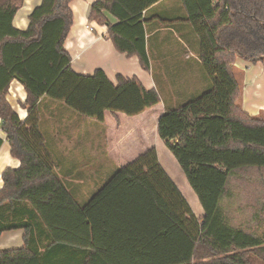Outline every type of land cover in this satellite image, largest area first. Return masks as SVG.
<instances>
[{
    "label": "trees",
    "instance_id": "1",
    "mask_svg": "<svg viewBox=\"0 0 264 264\" xmlns=\"http://www.w3.org/2000/svg\"><path fill=\"white\" fill-rule=\"evenodd\" d=\"M72 1L42 0L19 29L14 19L24 0H0L1 126L21 161L2 173L0 236L24 232L22 246L0 250V264H264V196H249V180L234 181L264 169V118L239 104L233 70L238 56L264 62V0H181L211 87L167 107L158 134L196 193L202 218L155 148L117 167L85 202L54 171L43 105L60 103L103 122L106 112L136 116L161 102L136 76L118 74L114 83L101 68L74 70L65 48ZM159 1L96 0L89 19L107 24L115 48L149 70L143 13ZM106 12L118 21L111 24ZM13 80L26 91L25 120L8 100Z\"/></svg>",
    "mask_w": 264,
    "mask_h": 264
},
{
    "label": "crops",
    "instance_id": "2",
    "mask_svg": "<svg viewBox=\"0 0 264 264\" xmlns=\"http://www.w3.org/2000/svg\"><path fill=\"white\" fill-rule=\"evenodd\" d=\"M95 1L74 0L71 3L74 19L65 48L72 56L74 70L80 74H93L96 69L101 68L114 83H117L118 74L136 76L145 88H154L159 92L161 102L136 116L106 112L103 122L76 117L71 119L72 126L67 127L68 133H60L55 129L60 127L58 123L64 122V118L54 119L55 113L59 116L62 104H46L41 118V129L48 150V156H45L53 163L54 171L67 180L81 202L87 201L117 167L133 161L151 148L156 149L159 160L161 154L176 160L158 134L159 119L167 107L178 108L194 95L211 87L201 60L200 39L193 26L187 22L188 14L181 0H160L143 13L149 70L141 66L137 56H129L115 48L108 35L107 24L89 19L91 6ZM41 2L42 0H24L15 16L14 25L19 29H26L31 12ZM106 17L111 24L118 21L109 12H106ZM233 70L242 89L239 104L248 114L260 116L257 115V110L263 114L264 104L256 101L264 102V62L252 63L238 56L233 63ZM254 94L256 97H253ZM25 99L24 86L20 81L13 80L8 100L22 120L28 115L27 109L21 105ZM44 121H50L51 125L43 126ZM0 137L4 139L0 147L1 188L4 169L18 168L21 161L11 154L10 143L2 130L1 118ZM168 175L172 178L169 173ZM179 178L182 185L190 191V200L185 194L184 196L193 212L198 218H202L205 211L196 193L185 174L183 179ZM174 182L177 184L175 180ZM177 186L179 187L178 184ZM23 234L21 229L4 232L0 236V250L22 246Z\"/></svg>",
    "mask_w": 264,
    "mask_h": 264
},
{
    "label": "rangeland",
    "instance_id": "3",
    "mask_svg": "<svg viewBox=\"0 0 264 264\" xmlns=\"http://www.w3.org/2000/svg\"><path fill=\"white\" fill-rule=\"evenodd\" d=\"M198 95H200V94L194 95V97L196 98V97H198ZM194 97H192V98L194 99ZM253 97H256V94H254ZM256 102L264 104V102H261L260 100H257ZM45 106L43 105L42 110L39 112L40 116L43 115V109ZM62 106L63 107H61L62 110L60 111L59 116H57L58 113H55L54 119L58 118L59 120H61V118H64V122L58 123V124H60V127H56L55 129L59 130L60 133H68L67 127L72 126L71 119L76 118V117H77V119H79L81 117L83 118V116L79 115L74 110L68 108L66 105H62ZM257 113H258L257 115H260V117L264 118V112H263V114H260L259 110H257ZM84 118H87V117H84ZM91 120H95V119L91 118ZM54 124H56L55 120H54ZM47 125L50 126L51 122L50 121H44L43 126H47ZM160 151L165 152V150L164 151L160 150ZM160 151H159V153H160ZM160 162L163 165V167L166 169V171L177 182V184L179 185L183 194H185V196L190 200L191 199L190 191L182 185V182L180 181V178H179V176H180L183 179L184 173H183L181 167L179 166L178 162L175 159H172V157L167 156L166 154H161ZM241 174H242V176H241L242 178L236 177V178H234V181H241V180L247 179L250 182H252L253 185H251V188L246 190V192L249 194V196L254 197V198H257L258 196H264V188L262 185V182L264 181V169H262V170H251L248 172H242ZM239 191H241V190H239Z\"/></svg>",
    "mask_w": 264,
    "mask_h": 264
}]
</instances>
